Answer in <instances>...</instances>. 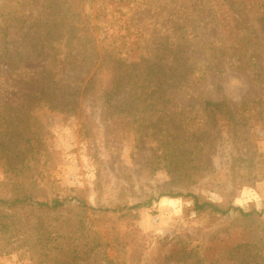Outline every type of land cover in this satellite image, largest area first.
<instances>
[{
    "label": "rangeland",
    "instance_id": "obj_1",
    "mask_svg": "<svg viewBox=\"0 0 264 264\" xmlns=\"http://www.w3.org/2000/svg\"><path fill=\"white\" fill-rule=\"evenodd\" d=\"M111 53L131 64L117 68L124 82L175 78L150 102L131 87L109 95ZM258 69L264 82V0H0V197L22 186L67 200L21 214L36 224L28 242H17L16 211L1 210L0 264L39 263L32 241L46 224L63 245L88 229L103 243L76 264H264ZM168 192L261 214L157 199ZM74 199L116 211L81 214ZM69 219L80 232H65Z\"/></svg>",
    "mask_w": 264,
    "mask_h": 264
},
{
    "label": "trees",
    "instance_id": "obj_2",
    "mask_svg": "<svg viewBox=\"0 0 264 264\" xmlns=\"http://www.w3.org/2000/svg\"><path fill=\"white\" fill-rule=\"evenodd\" d=\"M76 39V38H75ZM69 42L66 41L67 44L74 42V40ZM54 41L48 40L46 41V44H52ZM108 50V49H107ZM108 57L111 60V64H113L115 67L112 68L113 70L117 71V68H124L125 67H130L131 64L126 66V59L119 57V55H113L112 53L108 55ZM236 56H233L232 59H235ZM241 60V59H240ZM242 62V61H240ZM243 64H248L250 67L256 68L257 64L255 61H253V57H250L246 60H244ZM135 65V64H134ZM102 66V65H101ZM173 68V69H172ZM171 69V70H170ZM176 69V66H170L168 67L167 70L170 72H174ZM127 68L125 69V71ZM124 71V70H123ZM257 75V80H259V83L261 85L264 84L262 80L259 78L261 77V71L258 69L256 71ZM123 72H118L114 75V78L112 80V87L110 89L109 95H112L114 91L120 90L121 88H128L131 87V94L135 95V99L140 98L141 95H143V101H152L156 98V96H159L160 91H162L163 86L165 83H169L171 80H174V76H171L170 78H164L162 80V75L154 74L149 71H143L139 72L137 74H130L132 79L138 78L135 81H126L124 82V77H123ZM132 75V76H131ZM148 79V81L145 82V79ZM155 79V81H153ZM176 82L177 79H175ZM170 84V83H169ZM178 84V83H177ZM174 85V83H173ZM134 100V99H133ZM133 105V104H132ZM132 105L130 107H132ZM205 106L209 109L212 110H221L224 107L223 102H212L209 100L205 101ZM142 115L138 117V119H142ZM162 196H172V197H177V196H185V197H191L194 203V208L197 211H203V210H211L215 213L219 214H226L228 213L231 209L235 210H240V212L243 215H253V214H261L260 212L257 211H250V212H245L243 209L239 207H228L226 209L220 207L217 203L211 201V200H202L196 193L193 192H168V193H160L157 197V199H160ZM77 200V208L79 213L85 214L88 209H91L96 212H107V211H116V209H109V208H102V207H93L92 205H88L83 199H74ZM146 204H149L148 202L144 203H138L133 206H130L128 208H138L141 206H144ZM67 205V200L65 199H60V198H55L52 201H44L36 198L32 193L26 191L22 186H17L15 187L14 195L9 198H4L0 197V211L3 209H9L16 211V232L17 236L25 235V238L23 240L17 239V242L21 241H27L28 239L30 241V238L33 239L35 235V231H37L36 224L32 223V218H31V212L32 211H55V210H60L61 208L66 207ZM22 213H29L28 216H21ZM78 215V214H77ZM85 217V215H84ZM87 217V216H86ZM82 223V220L80 221ZM69 224V225H68ZM35 225V226H34ZM65 227L66 230H71V233H77L80 232L79 229L76 228V224L74 221L71 219L67 220L65 222ZM4 226V224L2 225ZM60 226H64L63 224ZM73 226L74 228L70 229L69 227ZM56 228V227H55ZM84 230V229H82ZM23 231V233H21ZM26 231V233H25ZM33 231V232H32ZM90 232V229L87 230V233ZM86 232L82 231L80 234L77 236L81 238L80 240L78 239L76 243H68L66 245H63L61 241L56 242L59 240V233L56 232L54 227H52L51 224H46L44 226L42 235H40V239H34V246L36 247L38 242L43 243V246L41 247V252L39 256V263L36 264H76L77 262L80 261H88L90 259L91 254L97 250L100 246H102L103 243H96L95 237L89 239V235ZM75 241V240H74ZM73 241V242H74ZM84 242V244L82 243ZM106 244V243H105ZM80 247V248H79ZM73 248V249H71ZM80 250H79V249Z\"/></svg>",
    "mask_w": 264,
    "mask_h": 264
}]
</instances>
